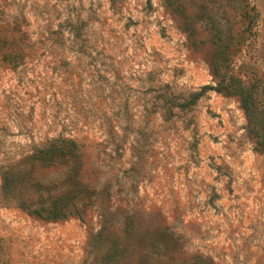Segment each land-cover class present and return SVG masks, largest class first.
<instances>
[{"label": "rangeland", "instance_id": "rangeland-1", "mask_svg": "<svg viewBox=\"0 0 264 264\" xmlns=\"http://www.w3.org/2000/svg\"><path fill=\"white\" fill-rule=\"evenodd\" d=\"M215 66L264 124V0H0V264H264L239 98L182 108Z\"/></svg>", "mask_w": 264, "mask_h": 264}, {"label": "trees", "instance_id": "trees-1", "mask_svg": "<svg viewBox=\"0 0 264 264\" xmlns=\"http://www.w3.org/2000/svg\"><path fill=\"white\" fill-rule=\"evenodd\" d=\"M214 73L218 78L217 83L215 85H205L201 87L198 92L190 96V99L182 105V108L194 105L202 96L210 91L237 96L239 98L241 108L245 114L248 128L256 138V145L259 148L264 149V124L260 118V115L257 113V108L255 106L256 98L253 94V91L246 87L240 80L236 79L232 73H228L227 71L221 73L219 67L217 66L214 68ZM47 153L53 154V156L67 155L70 159L75 160L79 155V148L72 141L55 140L47 150ZM4 179V188L7 189L11 181L9 180V182L6 178ZM6 180L9 183H7ZM34 213L40 217H43L36 210ZM45 219H47V217H45Z\"/></svg>", "mask_w": 264, "mask_h": 264}]
</instances>
